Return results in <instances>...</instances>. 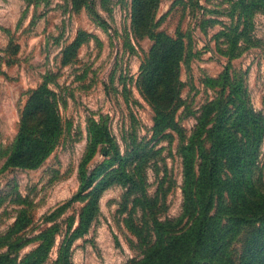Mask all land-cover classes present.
Wrapping results in <instances>:
<instances>
[{
	"label": "rangeland",
	"instance_id": "374dc122",
	"mask_svg": "<svg viewBox=\"0 0 264 264\" xmlns=\"http://www.w3.org/2000/svg\"><path fill=\"white\" fill-rule=\"evenodd\" d=\"M233 2L91 0L108 24L103 29L87 15L84 0H0V235L20 210L32 219L17 233L18 260L38 246L34 236L55 225L58 232L43 263L55 264L63 234L76 228L88 198L73 201L54 221L45 222L43 217L78 189L90 118L106 120L119 154L126 156L127 171L135 175L145 164V183L141 187L137 181L113 183L101 191L87 232L71 241V264L140 260L155 241L153 219L165 223L171 234L185 231L190 221L182 215L179 146L187 143L203 107L220 96V86L209 80H218L229 62L231 82L242 76L251 108L264 116V12L253 13L245 25L229 11ZM232 26L240 27L241 50L230 57L226 49ZM79 32L90 35L82 40ZM147 32L161 34L158 40L165 36L167 44L179 40L184 59L179 61L175 102L169 86L154 94L143 95L140 90L143 62L159 51ZM188 43L196 54L187 59ZM45 81L62 124L60 140L35 168H3L4 153L19 132L31 91ZM227 94L226 88L222 98ZM158 118L167 124L177 122L180 133L167 127L162 133H168L169 140L153 138ZM99 148L100 144L86 163L89 171L105 159ZM143 150L156 157L142 163ZM257 165V188L264 190V134ZM220 202L215 196L210 215H215ZM240 246V242L233 245L235 254ZM6 251L7 246L0 247V253Z\"/></svg>",
	"mask_w": 264,
	"mask_h": 264
},
{
	"label": "trees",
	"instance_id": "16d2710c",
	"mask_svg": "<svg viewBox=\"0 0 264 264\" xmlns=\"http://www.w3.org/2000/svg\"><path fill=\"white\" fill-rule=\"evenodd\" d=\"M84 3L91 20L106 29L107 22L91 5V0H84ZM229 11L238 14V20H243L247 25L246 21L253 13L264 12V0H235L229 6ZM239 29V26L228 28L226 51L230 57L238 55L241 50L237 44L241 35ZM78 35L84 40L90 34L79 32ZM147 35L154 38L153 47L159 51L151 52L143 62L139 74L142 83L140 90L143 95L154 94L157 90L164 92L169 86L175 102V91L180 87L179 61L184 59L179 40L167 44L168 38L165 36L158 40L159 33L147 32ZM186 53L187 59L196 54L190 43ZM228 69L229 62L218 80H209L220 86V96L203 107L187 143L179 146L183 159L182 215L187 216L190 224L185 231L171 234L165 223L153 219V245L140 260H130L127 264H264V190L257 188L256 182L264 116L251 108L242 76L231 82ZM47 84L45 81L31 91L20 118L19 132L4 153L3 168H35L60 140L62 124L57 105L51 97L53 92L47 88ZM226 88L228 94L222 98ZM32 98L36 101H32ZM209 123L212 125L206 129ZM177 124L155 119L153 138L169 140L170 135L162 132L167 127L177 129ZM176 131L180 133V130ZM87 132L90 134L89 144L79 166L76 193L43 217L45 222L54 221L61 210L73 201L88 198L80 210L76 228L70 234H63L55 264H71V241L87 232L97 211L98 197L107 185L137 181L141 187L145 183V164L138 166L135 175L124 168L126 156L119 154L103 117L97 122L92 118L87 119ZM99 144V151L105 159L89 171L86 163ZM146 150L150 153L147 147ZM146 150L140 156L142 163L144 159L149 161L156 157L154 152L147 156ZM113 165L117 167L110 169ZM196 166L198 169L195 172ZM89 188H92L91 191L84 194ZM215 196L221 202L215 215H210ZM31 221L25 210H20L13 225L0 235V247L7 246V251L0 253V264H43L47 260L58 232L55 225L44 228L34 236L33 240L39 242L38 246L18 260L21 243L17 233ZM236 242H240L241 246L235 254L233 245Z\"/></svg>",
	"mask_w": 264,
	"mask_h": 264
}]
</instances>
